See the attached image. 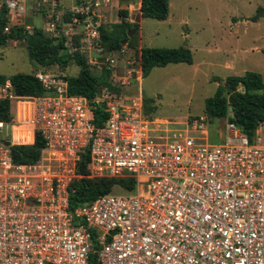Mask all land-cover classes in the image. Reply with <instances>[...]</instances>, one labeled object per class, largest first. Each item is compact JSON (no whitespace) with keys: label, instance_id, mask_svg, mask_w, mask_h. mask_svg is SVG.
Masks as SVG:
<instances>
[{"label":"built area","instance_id":"2783aa9c","mask_svg":"<svg viewBox=\"0 0 264 264\" xmlns=\"http://www.w3.org/2000/svg\"><path fill=\"white\" fill-rule=\"evenodd\" d=\"M118 1L35 5L47 36L109 69L123 87L142 71L140 50L102 44L100 27ZM5 4L8 32L27 5ZM34 75L47 94L24 96L9 79L0 83V102L10 103V119H0V264H89L91 255L96 264H264V121L248 137L229 120L213 134L207 117L196 116L169 140L138 92L101 88L90 101L68 93L65 75ZM94 102L106 113L99 126ZM37 134L44 141L38 159L16 164L10 146L32 144ZM85 152L88 177H131L134 188L118 186L119 193L69 210L68 187L81 176L76 162Z\"/></svg>","mask_w":264,"mask_h":264},{"label":"rangeland","instance_id":"374dc122","mask_svg":"<svg viewBox=\"0 0 264 264\" xmlns=\"http://www.w3.org/2000/svg\"><path fill=\"white\" fill-rule=\"evenodd\" d=\"M168 2L169 12L165 20L141 19L136 53L142 46L185 47L191 50L193 62L155 66L140 80H130L123 89L125 94L140 93L152 108L150 113H145L146 116L154 125H157L155 119L160 121L158 125L161 134L171 140L168 132H183L187 119L205 116L204 100L215 92L219 84V81L214 80L215 77L224 80L229 75L256 71L261 74L264 82V15L256 21L249 19L257 7H264V0ZM118 4L114 2L110 6L102 26L108 27L119 20L122 10H117ZM32 12L33 8L29 10V13ZM26 21L34 25L32 17H27ZM123 66L119 67L118 74L124 73ZM91 69L93 73L100 71L93 66ZM38 71L69 76L76 75L78 67L73 63L64 69L58 65H36L29 60L23 40L0 47V74H35ZM231 115L229 109L225 117L213 119L210 129H221ZM7 132L10 133V130L7 129ZM112 190L115 193L121 192L118 186Z\"/></svg>","mask_w":264,"mask_h":264},{"label":"trees","instance_id":"16d2710c","mask_svg":"<svg viewBox=\"0 0 264 264\" xmlns=\"http://www.w3.org/2000/svg\"><path fill=\"white\" fill-rule=\"evenodd\" d=\"M141 18L165 20L169 12L168 0H141ZM7 7L5 0H0V47L16 40H23L30 61L41 67L58 65L64 69L73 63L78 67L76 75L65 76L67 91L72 95H80L92 101L101 88L110 93L122 94L126 92L123 87L116 85L110 78L111 71L103 68L99 73H93L92 67L86 57L74 49L68 51L63 40L47 36L41 27L34 26L28 31L23 25H15L8 32L4 31L7 24ZM121 19L111 25L101 26V41L107 50H117L124 44L132 49L138 47L139 24L137 21L126 20V11H121ZM264 15V7H257L256 12L249 19L258 20ZM264 53V49L262 50ZM140 62L142 77L146 76L155 66H165L169 63L193 62L191 50L185 47H140ZM9 79L16 93L24 96H41L47 94L41 82L33 73L18 72L9 76L0 74V83ZM219 84L215 92L204 100V113L209 125L214 120L225 117L230 109L232 115L228 120L237 125L248 137H252L256 127L264 121V82L262 76L256 71H245L241 75H229L224 80L215 77ZM131 94V93H130ZM9 101L0 102V119H10ZM91 109L93 122L99 126L106 119L103 104L93 103ZM152 111L148 102L144 99V113ZM213 134L216 131H212ZM213 140H218L213 137ZM44 141L37 134L32 144H15L10 146V154L16 164L33 163L40 154ZM87 152L80 156L76 162V172L81 175L75 178L68 187V207L74 210L76 207L91 202L99 196L112 191L113 187L120 186L125 190L134 188V179L131 177H88ZM89 264H96L95 255H91Z\"/></svg>","mask_w":264,"mask_h":264},{"label":"crops","instance_id":"0c3cea01","mask_svg":"<svg viewBox=\"0 0 264 264\" xmlns=\"http://www.w3.org/2000/svg\"><path fill=\"white\" fill-rule=\"evenodd\" d=\"M118 2L119 4L117 7V10L126 11V17H125L126 20L130 22L137 21L138 24H140L141 19H142L141 12H140L141 0H119ZM25 3L27 5L26 16L24 17V19H19L18 17L15 18L14 20H17V21L14 22L13 26L23 25L25 28L26 27L29 28V31H31L30 28L32 29V26L43 28L45 25V19H44L43 13L40 12L36 8L35 0H25ZM32 8H33V12L29 13V10H32ZM119 16L120 17L118 21H120L122 15H119ZM27 17H32V21L34 25L31 26V24L27 23L26 21ZM34 19H37L40 23H36ZM9 42L11 41L9 40Z\"/></svg>","mask_w":264,"mask_h":264},{"label":"water","instance_id":"95a60500","mask_svg":"<svg viewBox=\"0 0 264 264\" xmlns=\"http://www.w3.org/2000/svg\"><path fill=\"white\" fill-rule=\"evenodd\" d=\"M56 42H57V40H56ZM4 144L7 146V145H9V142L5 141Z\"/></svg>","mask_w":264,"mask_h":264}]
</instances>
